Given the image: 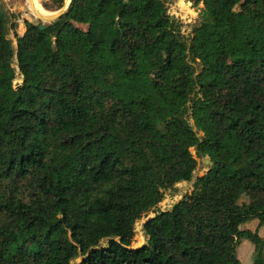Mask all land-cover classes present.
Here are the masks:
<instances>
[{
	"label": "trees",
	"instance_id": "16d2710c",
	"mask_svg": "<svg viewBox=\"0 0 264 264\" xmlns=\"http://www.w3.org/2000/svg\"><path fill=\"white\" fill-rule=\"evenodd\" d=\"M168 1L71 0L15 48L0 2V264H264V32L236 11L264 0H199L189 37Z\"/></svg>",
	"mask_w": 264,
	"mask_h": 264
},
{
	"label": "rangeland",
	"instance_id": "374dc122",
	"mask_svg": "<svg viewBox=\"0 0 264 264\" xmlns=\"http://www.w3.org/2000/svg\"><path fill=\"white\" fill-rule=\"evenodd\" d=\"M3 5V8L7 16H12V21L15 24V29L9 30L8 38L12 41V45L16 47V35H22L26 31L25 22H30L32 18L40 20L42 25H47L50 22L44 20V15L39 12L37 9L40 8L45 13H48L49 16L61 11L65 8V0L62 1L61 6L58 8V5L51 0H48L47 7H44L43 3L40 0H35L36 5L32 3L31 0H0ZM169 16L173 17L180 27V31L183 36L189 37L190 35L196 34L198 26L200 24V15L203 8L202 3L199 0H169L166 3ZM236 11L240 18L246 19L251 14L257 15V30L259 32H264V10L262 5L257 3H251L249 5H239L236 8ZM47 16V17H49ZM46 17V18H47ZM199 34V33H198ZM17 77L14 81V85L21 83V77L18 74V68L14 65ZM191 153L194 155V150H191ZM196 158V157H195ZM197 165L194 172V177L191 182L178 183L172 190H166L164 194L163 201L159 204L160 209L163 207H169L171 204L179 201L182 196L186 193L192 191L193 183L196 178L203 176L207 170L208 163L206 160L196 158ZM146 181V175L141 172L136 176V183L143 184ZM247 202L246 198L242 197L239 203ZM154 216V210L150 211L148 215L142 218L135 224V237L132 242L133 248H138L146 243V237L143 232V223L147 218ZM257 221L255 219H250L246 222V226L252 232L255 231ZM243 227V228H244ZM245 229V228H244ZM261 238L264 239V227L261 229ZM252 253L253 246L248 240H245L238 247V258L240 264H252ZM78 261V260H77ZM217 264H225L222 260H219Z\"/></svg>",
	"mask_w": 264,
	"mask_h": 264
},
{
	"label": "water",
	"instance_id": "95a60500",
	"mask_svg": "<svg viewBox=\"0 0 264 264\" xmlns=\"http://www.w3.org/2000/svg\"><path fill=\"white\" fill-rule=\"evenodd\" d=\"M67 1H68V3H67ZM70 4H71V0H65V8L61 9V11H59L58 13L53 14L50 17L44 18V20H46V21H48L50 23L54 22L55 20H57L60 16H62L63 14H65L69 10ZM30 23L33 24L34 26H38L40 30H43L45 28V26L40 23V20H38L36 18H32ZM18 86H19V84L15 85L16 88ZM206 163H209V161L206 160Z\"/></svg>",
	"mask_w": 264,
	"mask_h": 264
},
{
	"label": "bare ground",
	"instance_id": "6f19581e",
	"mask_svg": "<svg viewBox=\"0 0 264 264\" xmlns=\"http://www.w3.org/2000/svg\"><path fill=\"white\" fill-rule=\"evenodd\" d=\"M31 1H32V3H33L34 5H36L35 0H31ZM67 3H68V1H67ZM37 9L39 10V12H40L41 14L44 15V18H46L47 16H49L48 13L43 12L42 10H40V8L37 7ZM50 16H52V15H50ZM50 16H49V17H50Z\"/></svg>",
	"mask_w": 264,
	"mask_h": 264
},
{
	"label": "crops",
	"instance_id": "0c3cea01",
	"mask_svg": "<svg viewBox=\"0 0 264 264\" xmlns=\"http://www.w3.org/2000/svg\"><path fill=\"white\" fill-rule=\"evenodd\" d=\"M257 221V220H256ZM258 223V222H257ZM245 226H246V224H245ZM256 227H257V225H256ZM264 227V225L258 230V234H259V236L261 237V235H260V233H261V229ZM245 229H248L247 227H245ZM248 230H250V229H248ZM255 230H256V228H255ZM251 231V230H250Z\"/></svg>",
	"mask_w": 264,
	"mask_h": 264
},
{
	"label": "built area",
	"instance_id": "2783aa9c",
	"mask_svg": "<svg viewBox=\"0 0 264 264\" xmlns=\"http://www.w3.org/2000/svg\"><path fill=\"white\" fill-rule=\"evenodd\" d=\"M171 207V205L169 206V207H167V208H170ZM164 209L166 208V207H163Z\"/></svg>",
	"mask_w": 264,
	"mask_h": 264
}]
</instances>
